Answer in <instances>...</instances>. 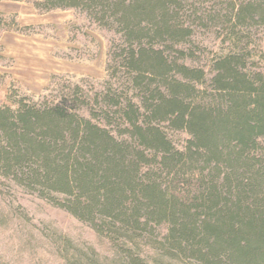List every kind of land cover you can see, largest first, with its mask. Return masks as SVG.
<instances>
[{
  "label": "trees",
  "instance_id": "obj_1",
  "mask_svg": "<svg viewBox=\"0 0 264 264\" xmlns=\"http://www.w3.org/2000/svg\"><path fill=\"white\" fill-rule=\"evenodd\" d=\"M39 6L87 11L120 39L101 90L0 102V187L68 212L109 250L53 227L30 247L61 264H264V0Z\"/></svg>",
  "mask_w": 264,
  "mask_h": 264
},
{
  "label": "rangeland",
  "instance_id": "obj_2",
  "mask_svg": "<svg viewBox=\"0 0 264 264\" xmlns=\"http://www.w3.org/2000/svg\"><path fill=\"white\" fill-rule=\"evenodd\" d=\"M41 1L0 0L11 22L0 32V102L4 106L23 100L43 103L67 85L98 91L109 80L112 52L120 36L104 29L87 11L50 13L40 9ZM208 39L210 47L220 49L222 40ZM14 188L0 187V264H61L46 254V248H51L41 240L38 248L36 241L30 247L35 235L52 227L109 250L89 226L68 212Z\"/></svg>",
  "mask_w": 264,
  "mask_h": 264
}]
</instances>
